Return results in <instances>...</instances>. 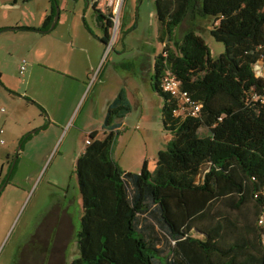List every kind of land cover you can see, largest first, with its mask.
<instances>
[{"label":"trees","instance_id":"trees-1","mask_svg":"<svg viewBox=\"0 0 264 264\" xmlns=\"http://www.w3.org/2000/svg\"><path fill=\"white\" fill-rule=\"evenodd\" d=\"M56 6L51 0L41 30ZM155 7L165 48L151 87L171 139L153 168L145 160L139 173L122 171L113 151L131 104L120 91L104 137L90 133L76 161L82 216L70 264H264V102L252 98L264 88L254 73L264 60V0H155ZM93 10L102 14L97 4ZM188 15L211 21V36L225 46L218 58L195 30L175 39ZM106 21L108 44L113 22ZM167 72L201 104L196 117L173 116L176 100L161 88ZM250 203L253 215L244 211Z\"/></svg>","mask_w":264,"mask_h":264},{"label":"rangeland","instance_id":"rangeland-1","mask_svg":"<svg viewBox=\"0 0 264 264\" xmlns=\"http://www.w3.org/2000/svg\"><path fill=\"white\" fill-rule=\"evenodd\" d=\"M68 1L69 10L71 13L76 12L78 16L74 28L75 46L105 47L99 66L102 74H112L121 79L132 78L141 83L145 107L143 118L140 119V109L134 105L132 112L123 121V130L113 151V157L122 171L139 173L144 160L152 164L153 159L157 158L158 150L165 148L170 136V133L164 130L162 122L163 100L150 87L154 55L160 54L165 48V44L158 39L159 21L155 0H116L108 12L106 11L107 15L111 14L113 17L108 44H103L99 40L104 32L98 26L96 15L91 16L94 11L88 4L92 0ZM37 3L38 1H32L21 10L2 8L0 20L10 13L32 16L37 11ZM61 3L63 0H57L60 15ZM116 7H118L117 12H113ZM83 12L91 14L87 16L86 22L92 33H87L84 29ZM211 26L209 19L188 15L176 29L175 39L180 40L186 32L195 30L206 41L212 57L218 58L224 53L225 46L211 36ZM58 31L59 28L55 27L46 35L48 42L45 46L61 47L56 41ZM11 35L10 32L0 34V75H4L0 77V130L5 132L1 137L6 142L0 147V176H7L9 179L12 172L8 185L0 195V264H70L78 254L77 233L80 230L82 216V198L76 175V161L89 136L88 133L81 132L77 124L87 109H91L95 116H98L100 106L96 102L95 92L91 89V82L67 124L62 123L49 130H45L46 127H35L24 133L27 137L35 131L29 140L22 139L15 143L16 136L23 131L21 132L16 126L20 117L17 115L19 108L14 104L13 99L16 92L20 96H25L22 94L26 92L28 83L30 93L38 90L40 79L33 77L30 82L29 63L25 74L23 76L19 74V65L23 60L20 48L30 47L31 42L25 43L18 37L11 38ZM148 68L150 73L145 70ZM62 111L63 116L68 117V108ZM45 115L49 117V113L45 112ZM38 119L36 118V122ZM7 147L12 151L11 159L5 154ZM14 162L15 166L12 170ZM66 193L72 200L71 222L68 234H64L59 243L60 253L48 256L42 249L36 254H23L30 236L45 235L43 225L51 219L49 209ZM244 211L253 215L256 209L253 203H250ZM233 216L240 218L237 212H234ZM254 217L252 216L256 224Z\"/></svg>","mask_w":264,"mask_h":264},{"label":"crops","instance_id":"crops-1","mask_svg":"<svg viewBox=\"0 0 264 264\" xmlns=\"http://www.w3.org/2000/svg\"><path fill=\"white\" fill-rule=\"evenodd\" d=\"M32 1H38V5H36L37 11L35 14H32V16L25 14L13 15L10 13L4 15L0 20V34H8L10 32L12 34L11 38L18 37L25 43H27V41L31 42L30 47L20 48V55L23 60H26L27 64L29 63L28 65H30V82L35 77H39L40 79L38 90H33L32 93H30L28 83L26 92L22 94L25 95L24 97L18 95L17 92L15 94L13 102L19 108L17 115L20 117V120L16 126L21 129V132H23L22 134L16 136L14 142L18 143L22 141V139L25 137L24 133L35 127H46L45 130H49L56 125L62 123L67 124L70 116L75 111L83 95L85 94L89 83L91 82V89L97 96L96 102L100 106V112L98 113V116H95L91 109H87L80 119V122L77 124V127L81 132L90 134L97 131L99 132V138L104 137V117L106 115L108 106L114 101L121 90H125L127 94L128 100L131 104V112L133 106L136 105L140 109V119H142L145 107L141 83L133 80L132 78L121 79L117 76H112V74H102V69L99 70V66L104 56L105 47L75 46L76 36L74 28L77 25L78 19L76 18L78 16L76 12L71 13L69 10L70 5L68 0H63V3H61L62 13L60 15L59 22L56 25V29L59 28L56 41L61 47L45 46V44L48 42L46 35L50 32H40L45 31L41 30V27L43 26L47 16L50 14L51 0H0V9L7 8L9 10H13L17 8L21 10L25 9ZM88 6L90 7L89 4ZM88 15L91 14L83 12V25L87 33H92L86 22ZM94 15L96 14L93 13L91 16L94 17ZM97 22L98 26L104 32L103 36H101L99 40L105 44L103 41V38L105 37L104 26L101 20L98 18ZM24 27L33 28L36 30L21 29ZM9 28H20L21 30H7ZM157 55H154V59ZM149 69L150 68L145 70L150 73L151 71ZM152 74L153 67L150 77V87ZM0 77H4V75L1 74ZM66 107L68 108L69 112L68 117H64L62 113V110ZM45 112L49 113V120L45 115ZM129 114L119 121L120 132L123 130V121ZM32 116L33 118H31ZM35 117L39 118L38 122H36ZM33 133H35V131ZM33 133L27 136L29 137L27 140L31 138ZM170 139L171 135L168 136L166 144L170 141ZM85 148L86 144L84 148L80 150L78 157L85 151ZM160 151L161 150L159 149L158 153ZM5 154L8 156V159H11L12 151H10L8 147L5 150ZM156 162L157 158L153 159L152 164L149 162V166L153 168L156 165Z\"/></svg>","mask_w":264,"mask_h":264},{"label":"flooded vegetation","instance_id":"flooded-vegetation-1","mask_svg":"<svg viewBox=\"0 0 264 264\" xmlns=\"http://www.w3.org/2000/svg\"><path fill=\"white\" fill-rule=\"evenodd\" d=\"M90 7L93 9V6L91 2L89 3ZM94 11V10H93ZM95 13V12H94ZM97 16L100 14L95 13ZM105 18L101 21L103 25L107 24L106 19H110V16L104 15ZM98 18V17H97ZM15 166V163H13ZM12 177V172L10 174ZM10 177V178H11ZM8 177H2L0 176V189L8 185V182L10 181L7 179ZM2 190V192H3ZM1 192V193H2ZM0 193V195H1ZM72 205V200L69 199L68 194L66 193L61 200H57L53 206L49 209V217H51L49 222H43L44 226V232L45 235L43 237L37 236V234H33L29 238V242L27 243L26 247L23 250V254L30 253V254H36L40 252V250L44 249L46 254L49 255H58L61 251V248L59 246V243L62 241V238L65 235L68 234V231L70 230V207ZM58 245V246H57Z\"/></svg>","mask_w":264,"mask_h":264},{"label":"built area","instance_id":"built-area-1","mask_svg":"<svg viewBox=\"0 0 264 264\" xmlns=\"http://www.w3.org/2000/svg\"><path fill=\"white\" fill-rule=\"evenodd\" d=\"M116 0H92L91 4L98 5V8L101 10L102 14L107 15L106 11L112 7ZM116 10H112L113 12H117ZM112 19V15L108 14ZM110 42V41H109ZM163 56H167V53L164 52ZM27 69V61L22 60L19 65L20 74L24 75ZM255 77L264 79V60H260L254 66ZM162 90L170 95L174 100H176V107L174 108L172 114L175 118H185V117H196L200 110L201 104L191 98L188 92L182 89L181 81L177 78V76L171 72H167L164 76L161 84ZM253 100H261L264 102V88L263 94L257 95L254 94L252 96ZM4 134L3 130H0V147L5 144V140L1 137ZM86 145L90 144V138L85 141ZM260 224H264V217L260 220Z\"/></svg>","mask_w":264,"mask_h":264},{"label":"water","instance_id":"water-1","mask_svg":"<svg viewBox=\"0 0 264 264\" xmlns=\"http://www.w3.org/2000/svg\"><path fill=\"white\" fill-rule=\"evenodd\" d=\"M98 19H100L101 21L103 20V16L102 15H98L97 16ZM59 18H60V9L58 6H56V15L53 19V22L50 26V28L48 30H45V31H40V32H43V33H47V32H51L57 25V23L59 22ZM7 30H14V31H17V30H21L20 28H9ZM15 163V162H14ZM14 165V164H13ZM3 188L0 189V193L2 192Z\"/></svg>","mask_w":264,"mask_h":264}]
</instances>
